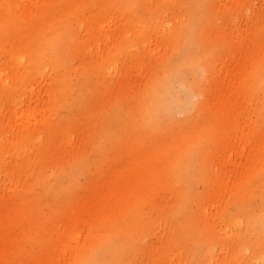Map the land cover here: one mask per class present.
Instances as JSON below:
<instances>
[{"label":"rangeland","instance_id":"374dc122","mask_svg":"<svg viewBox=\"0 0 264 264\" xmlns=\"http://www.w3.org/2000/svg\"><path fill=\"white\" fill-rule=\"evenodd\" d=\"M0 264H264V0H0Z\"/></svg>","mask_w":264,"mask_h":264}]
</instances>
